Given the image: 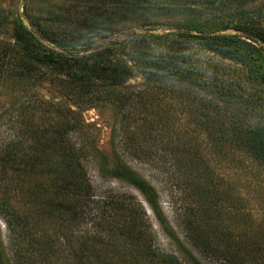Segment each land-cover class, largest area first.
Returning <instances> with one entry per match:
<instances>
[{"label":"trees","instance_id":"trees-1","mask_svg":"<svg viewBox=\"0 0 264 264\" xmlns=\"http://www.w3.org/2000/svg\"><path fill=\"white\" fill-rule=\"evenodd\" d=\"M114 1L121 3L118 9L153 6L183 14L189 28H195L225 8L234 17L248 16L255 0ZM88 17L83 25L70 28L74 34L93 31L107 21L99 14ZM252 28L244 23L236 26L243 35L180 34L244 61L241 37L264 44V35ZM33 40L24 39L19 61L27 57V62L60 67L73 62L79 65L80 74L104 79L76 86L75 94L82 100L113 104L111 141L117 162L109 165L85 130L81 115L63 103L35 92L15 101L11 109L21 118L19 133L0 145V264H264V209L244 184H233L216 173L208 158L216 150L210 148L219 146L264 162V116L255 117L257 109L250 101L218 79L195 85L197 68L180 52L140 59L145 84L135 87L124 83L131 67L112 63L109 46L87 55H72ZM89 58L99 60V65L90 66ZM198 86H204L210 96H200ZM161 92L184 94L188 102L197 104L189 114L203 126L199 133L203 139L197 141L178 129L172 112L153 109L154 97ZM36 111L46 119L40 129L31 121ZM205 136L212 138L207 149L205 144L200 147ZM135 159L166 173L175 189L190 197V205L176 214L177 228L164 214L157 188L130 164ZM89 161L96 163L101 175L135 187L143 201L111 190L96 192L87 171ZM38 167L52 184V190L40 197L26 186L29 172ZM18 198L21 203H14ZM27 204L38 206L41 214L35 216ZM55 210L58 222L52 217ZM148 210L172 243L169 250L160 246Z\"/></svg>","mask_w":264,"mask_h":264},{"label":"rangeland","instance_id":"rangeland-1","mask_svg":"<svg viewBox=\"0 0 264 264\" xmlns=\"http://www.w3.org/2000/svg\"><path fill=\"white\" fill-rule=\"evenodd\" d=\"M118 4L121 3L114 0H0V116L7 112L0 119V145L19 133L18 123L21 118L11 109L16 106L15 101L20 98L23 100L28 94L35 92L44 99L59 101L79 113L83 118L85 130L93 138L95 147L109 165L115 166L117 162L111 141V128L115 118L113 104L82 100L75 94L76 86L102 82L104 79L80 74L79 65L73 62H69L70 69L67 70V66L35 63L33 60L27 62V57L19 61L17 54L24 52L23 46L26 42L24 39H35L56 52L72 55H87L109 46L108 57L112 63L124 62L131 67L130 78L124 83L135 87L145 84L140 59L147 56L169 57L174 52H180L183 56L189 57L190 63L197 68L195 76L198 82H195V85H203L213 79H218L222 83L228 82L240 98L250 101L252 106H255L256 112L258 111V114L254 111L256 118L264 116L263 43L241 37V50L247 59L241 61L226 56L204 43H196L192 41L193 38H183L180 34L184 31L191 34L203 31L211 34L243 35L236 26L244 23L245 26L248 24L264 35V0L252 1L253 10L248 16L234 17L231 10L225 8L211 14V16L215 14L214 19H207V22L201 20L203 24L195 28H189L188 18L183 14L166 13L153 6L147 9H118ZM90 14H99L107 18V21L93 31L80 36L74 34L72 27L83 25ZM87 63L90 66H97L99 60L89 58ZM26 64L36 67L33 70ZM19 66L27 68L21 69ZM203 87L198 86V94L207 98L210 93ZM186 98L184 94L165 95L161 92L154 97L153 109L161 107L172 112L171 116L175 115L174 125L199 141L203 139L199 134L203 126L199 127L192 114H189V111L192 113L195 111L192 108H197V104L188 102ZM31 121L40 129L45 125L46 119L42 112L36 111ZM133 129L135 126L131 128ZM204 139L200 142V147L205 144L204 148L207 149L212 138L205 136ZM213 148L216 150H211ZM224 149L219 146L210 148L208 158L216 173L233 184L237 182L239 185L244 184L264 209V162H258L252 156L234 148ZM130 164L157 188L164 214L177 228L176 214L182 206L190 205V197H183V193L175 189L166 173L156 171L149 164L137 159L130 160ZM87 171L96 192L111 190L134 195L143 201L139 190L132 185L101 175L96 163L89 161ZM51 185V180L42 167L29 172L26 186L35 196L40 197L43 192L52 190ZM39 200L35 198L37 203ZM16 201L21 203L19 198L14 203H17ZM29 209L35 216L37 213L41 214L38 206L30 205ZM148 213L160 246L164 250H169L172 243L150 210ZM52 217L58 222L56 210ZM51 225L56 224L53 222ZM2 232L5 234L4 227Z\"/></svg>","mask_w":264,"mask_h":264}]
</instances>
